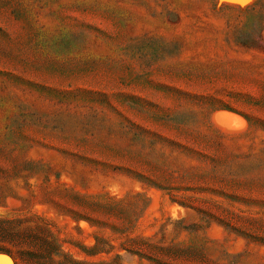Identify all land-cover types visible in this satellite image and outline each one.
<instances>
[{"label": "rangeland", "instance_id": "374dc122", "mask_svg": "<svg viewBox=\"0 0 264 264\" xmlns=\"http://www.w3.org/2000/svg\"><path fill=\"white\" fill-rule=\"evenodd\" d=\"M0 217V264H264V0H0Z\"/></svg>", "mask_w": 264, "mask_h": 264}, {"label": "trees", "instance_id": "16d2710c", "mask_svg": "<svg viewBox=\"0 0 264 264\" xmlns=\"http://www.w3.org/2000/svg\"><path fill=\"white\" fill-rule=\"evenodd\" d=\"M225 108H228V109L234 110L235 112H237V113H239L240 115H242V116L244 117L245 120H247L248 122L250 121L248 115H246L245 113H243V112H241V111H238V110H236V109H234V108H231V107H225ZM154 135H155V134H154ZM156 135H158V134H156ZM156 135H155V137H156ZM239 170H240V171H239ZM241 170H242V169H236V170L233 169V170H229V173L226 172V174H230L231 177L239 176L240 178H242L241 176L243 175V173H241V172H242ZM154 185H155V183H154ZM156 186L159 188L158 185H156ZM172 200H173V199H172ZM4 221H5V219L0 217V225H1ZM0 252L7 253V254H8V255H9L14 261H16V255H15V253H14L13 251H11L10 249H6V248L0 246Z\"/></svg>", "mask_w": 264, "mask_h": 264}, {"label": "water", "instance_id": "95a60500", "mask_svg": "<svg viewBox=\"0 0 264 264\" xmlns=\"http://www.w3.org/2000/svg\"><path fill=\"white\" fill-rule=\"evenodd\" d=\"M218 1V0H217ZM226 1H229L231 2V0H226ZM218 112H227V113H230V114H234V115H238L240 116L238 113L234 112V111H230V110H226V109H220L218 110ZM214 121L222 126V127H225V128H230L232 127L233 125L226 119V117L223 115V114H219L217 116L214 117ZM0 254H4V255H7L9 256L8 254L6 253H3V252H0ZM10 257V256H9Z\"/></svg>", "mask_w": 264, "mask_h": 264}, {"label": "bare ground", "instance_id": "6f19581e", "mask_svg": "<svg viewBox=\"0 0 264 264\" xmlns=\"http://www.w3.org/2000/svg\"><path fill=\"white\" fill-rule=\"evenodd\" d=\"M226 116V115H225ZM228 118V117H227ZM226 118V119H227ZM234 119V118H233ZM228 120V119H227ZM231 124H232V122L230 121V120H228ZM237 121V120H236ZM239 123V121L237 122V124ZM240 124V123H239ZM5 260H7V259H5Z\"/></svg>", "mask_w": 264, "mask_h": 264}]
</instances>
